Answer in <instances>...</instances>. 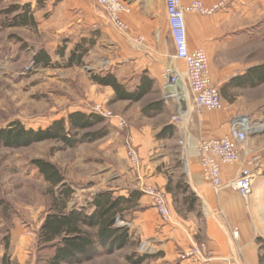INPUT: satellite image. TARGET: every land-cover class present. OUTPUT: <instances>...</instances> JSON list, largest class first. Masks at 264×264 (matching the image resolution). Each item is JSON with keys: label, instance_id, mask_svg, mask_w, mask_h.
<instances>
[{"label": "rangeland", "instance_id": "obj_1", "mask_svg": "<svg viewBox=\"0 0 264 264\" xmlns=\"http://www.w3.org/2000/svg\"><path fill=\"white\" fill-rule=\"evenodd\" d=\"M60 1L63 0H0V132L9 128L13 122H18L25 130L45 129L55 120L66 119L71 112L94 113L96 106L103 107L115 117L124 118L127 124L126 127L119 128L116 119L103 118L101 125L88 132H106L105 136L93 142H82L73 148L54 141L21 148H6L0 145V251L7 248L9 251L22 242L24 250L29 251L31 255L29 259L36 264H44L53 252L52 248L38 243V233L49 213L53 193L57 188L51 190V186L32 165L33 160L42 159L55 165L72 187L73 194L68 209L84 208L89 212L88 204L95 194L109 192L113 197H126L131 191H138V173L127 155L130 143L137 150L141 163L144 159L152 162L161 160L166 154L163 145L159 144L154 146V150H150L154 155L142 156L139 148L144 146H140L134 139L132 122L124 115L125 109H137L150 102L160 101L165 106V97L160 88L152 91L140 104H112L109 89L95 84L90 79L94 73L105 74V68L100 70L99 65H95V61L87 55L83 59L82 67H67L68 57L75 47V32L71 31L69 25V0H65L62 5ZM26 3L31 5L35 25L29 28L8 27L15 13L8 14L7 11L13 6ZM93 3L97 5L94 1ZM241 7L246 9L243 12H251L254 15L253 26L245 43V54L238 57V61H243L244 64L215 66L220 71L224 70L225 74L244 72L250 67L264 63V0H245ZM41 49L45 50L50 58L48 67L34 65V55ZM61 51L63 56L59 55ZM234 60L236 59L232 58L228 61ZM245 63L256 65L246 69ZM169 67L183 76L176 63ZM162 78L165 83L166 80L163 76ZM214 83L220 88L217 82ZM185 92L190 99L188 90ZM167 94L166 90V96ZM227 95L226 99L221 95L224 106L222 111L230 112V119L241 116L248 118L256 126L264 124V84L256 88H229ZM227 98H230V101ZM166 101L173 110V117L179 99L171 97ZM188 102V110L197 114L193 111L190 100ZM121 106H125L124 109ZM199 139L200 137L192 146ZM188 146L187 142V170ZM170 147L176 149L178 159H175V163H162L160 169H163L165 176L171 170L176 171L178 176L184 169L181 147L179 142L170 144ZM167 167L172 168L164 170ZM232 167L229 179L225 182L236 177L243 168H250L254 173L252 192L247 200H242L235 192L229 191L232 196L230 198L238 197L244 215L255 223L256 235L262 236L259 243L262 245L261 261L264 264V130L260 131L259 128L248 139L240 153L239 162ZM146 200L133 203L124 215L125 224L122 226L130 233V243L123 249L112 254H102L84 264H130L126 257L138 254L137 249L142 240L149 242V253L145 254L148 257L143 264H178V261L182 260L171 262L161 256L159 258L158 252L162 253L161 250L165 248L158 246L162 244V239L156 236L148 238L140 229L136 220L150 204L148 198ZM195 210L190 213L180 205L174 204L171 215L177 214L184 220H197L199 237L204 218L199 203ZM155 251L157 252L154 253Z\"/></svg>", "mask_w": 264, "mask_h": 264}, {"label": "crops", "instance_id": "obj_2", "mask_svg": "<svg viewBox=\"0 0 264 264\" xmlns=\"http://www.w3.org/2000/svg\"><path fill=\"white\" fill-rule=\"evenodd\" d=\"M64 1H60V5ZM123 1L127 3L128 11L122 13L120 18L127 25L126 32H120L110 25L106 12L92 0H69V25L71 31L75 32L73 44L76 45L78 40L83 41L86 46L91 43L87 54L89 59L95 61V65H99L100 70L105 68V74L110 73L115 76L117 81L129 91H133L139 85L142 75L154 81L150 93L160 88L165 97V106L160 113L153 117L143 115L142 109L147 104L137 109L124 110V115L132 122L131 131L134 139L140 146H144L139 148V153L151 157L154 152L150 153V150H154V146L159 144L163 145V151L166 152L161 160L152 162L144 159L139 171L140 176L145 184L164 190L170 211L174 204H180L175 203V197H172L171 193H167V182L170 179L173 186L182 177L183 182L197 197V203L200 204L204 217L199 237L196 229L197 220H184L173 214L171 221L164 223L150 204L139 214L136 222L148 238L156 236L162 239V244L158 246L165 248L161 250L162 253L158 252V257L161 256L167 261L175 262L177 259H182L178 264H263L262 245L259 243L262 236L256 235L255 223L244 215L238 197L230 198L232 196L229 190L224 189L218 195L213 193L210 185L202 177L196 144L192 146L198 137L218 139L226 136L229 132L230 112L202 111L197 114L191 112L176 124L171 121L173 110L166 101L162 74L164 69L173 63H176L184 74L185 65L182 61L174 59V47L169 34L164 0ZM193 1H200L208 7L219 0H180V5L184 8ZM244 1L238 0L225 11L212 16L184 13L188 48L191 51L201 49L206 53L211 79L220 86L245 72L225 74L224 70L220 71L215 67L220 64H244L243 61H238V57L245 54L247 35L251 32L254 19L253 13L243 12L246 10L241 7ZM232 58L236 60L229 62L228 60ZM252 65H246V69ZM178 83H180L178 89L187 94L181 82ZM104 88L109 89L111 100L113 91L109 87ZM144 99L137 103L127 101L117 103L133 106L142 103ZM124 107L121 106L123 109ZM167 125L175 126L172 135L157 139V134ZM181 139L189 145L187 155L189 168L187 171L184 169L180 171L178 176L174 170L169 171L165 176L163 169H160L161 164L170 161L175 163L178 156L176 149L170 147V144L175 145ZM232 166H220L223 182L229 179ZM171 168L167 167L164 170ZM176 198L180 199L181 196ZM146 199L147 197L142 195L138 201L144 202ZM234 231H237V238L233 237ZM22 244L20 242L9 251L8 248L0 251V264H36L29 259L31 255L29 251L24 250ZM200 245H204L206 250L203 259L182 257L183 254ZM4 255L6 259L3 263Z\"/></svg>", "mask_w": 264, "mask_h": 264}, {"label": "trees", "instance_id": "obj_3", "mask_svg": "<svg viewBox=\"0 0 264 264\" xmlns=\"http://www.w3.org/2000/svg\"><path fill=\"white\" fill-rule=\"evenodd\" d=\"M15 15L11 18L8 27L29 28L35 25L33 10L29 3L13 6L7 11ZM88 46L83 41L77 43L71 51L67 67H82L83 59L88 54ZM63 56V51L59 52ZM35 66H50V58L46 51L41 49L34 55ZM91 81L102 87H109L113 91L110 100L112 104L119 101L137 103L145 98L152 90L154 81L145 75L140 77L139 85L129 91L119 83L110 73L92 74ZM264 84V63L250 67L243 74L237 75L220 86V95L226 99L229 88H256ZM230 101V98H227ZM162 102H152L142 109V114L153 117L162 110ZM104 119L93 113L80 111L71 112L67 118L52 122L50 126L39 130H25L18 122H13L9 128L0 132V145L6 148L28 147L32 144L54 141L73 148L82 142H93L105 136L106 132L90 133L92 128L101 125ZM174 131L172 125L164 126L157 134V139L170 137ZM32 165L40 176L51 186L53 193L49 213L45 216L38 233V243L53 249L45 264H84L102 254H112L123 249L130 243V234L125 226L116 224L117 218L124 221L127 208L138 202L142 194L131 191L128 196L113 197L109 192L95 194L88 209L70 208L73 194L72 187L65 181L58 168L48 161L35 159ZM170 179L166 185L167 193L175 197V203L180 204L187 212H195L197 197L189 186L180 180L171 186ZM181 196L180 199L176 198ZM8 247V246H7ZM6 255L3 257V263ZM147 256L130 255L126 260L130 264H143Z\"/></svg>", "mask_w": 264, "mask_h": 264}, {"label": "built area", "instance_id": "obj_4", "mask_svg": "<svg viewBox=\"0 0 264 264\" xmlns=\"http://www.w3.org/2000/svg\"><path fill=\"white\" fill-rule=\"evenodd\" d=\"M107 14L110 25L120 32H126L127 25L121 20L120 15L128 11V5L123 0H93ZM236 0H219L212 6H205L200 1H193L188 6L182 8L180 0H164L165 11L167 15L169 34L174 47V59L182 61L185 65V73L181 77L173 69L167 66L162 76L166 80L164 83L167 90V98H178L176 93H171V87L178 80L185 90H188L193 111L200 113L202 111L220 112L223 110V102L218 86L212 81L208 58L201 49L189 50L187 45V35L184 20L185 12H192L201 16H212L218 12L224 11ZM189 109V107H188ZM94 113L107 119H116L119 128L126 127V121L122 117H115L111 112L101 106L94 108ZM191 112L181 107L180 101L176 113L171 121L176 124L184 120ZM259 126H256L246 117L236 116L229 121V132L222 138L201 137L196 143L198 154V163L201 174L206 183H208L215 195L222 190L227 189L235 192L242 200H247L252 192L254 173L250 168H243L238 175L228 182L221 179V165H233L239 162L240 153L246 146V142L252 137ZM181 155L183 156V167L187 171L186 144L184 139L179 141ZM127 155L132 167L138 173L137 190L146 196L150 205L155 210L159 218L165 223L171 221V211L163 189L147 185L140 176L141 161L139 154L132 143L127 147ZM248 165H250L248 163ZM118 226L124 225V221L117 218ZM233 237L237 238V231L233 232ZM206 252L205 246L200 245L182 257H193L196 260L203 259V253ZM139 256L149 253V242L141 241L137 249Z\"/></svg>", "mask_w": 264, "mask_h": 264}, {"label": "bare ground", "instance_id": "obj_5", "mask_svg": "<svg viewBox=\"0 0 264 264\" xmlns=\"http://www.w3.org/2000/svg\"><path fill=\"white\" fill-rule=\"evenodd\" d=\"M178 82H181L180 80L176 81L175 84L171 87V93H176L179 101H180V105L181 107H184L186 110H188V94H184L182 93L179 89H178ZM260 131L264 130V124L261 125L260 127Z\"/></svg>", "mask_w": 264, "mask_h": 264}, {"label": "water", "instance_id": "obj_6", "mask_svg": "<svg viewBox=\"0 0 264 264\" xmlns=\"http://www.w3.org/2000/svg\"><path fill=\"white\" fill-rule=\"evenodd\" d=\"M178 84V86H180V83H177Z\"/></svg>", "mask_w": 264, "mask_h": 264}]
</instances>
